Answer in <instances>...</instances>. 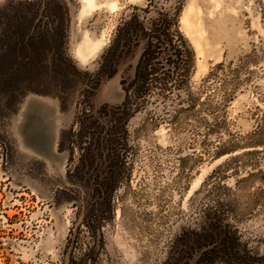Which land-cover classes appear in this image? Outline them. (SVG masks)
I'll list each match as a JSON object with an SVG mask.
<instances>
[{
    "label": "rangeland",
    "instance_id": "obj_1",
    "mask_svg": "<svg viewBox=\"0 0 264 264\" xmlns=\"http://www.w3.org/2000/svg\"><path fill=\"white\" fill-rule=\"evenodd\" d=\"M88 1L0 0V264H264V0ZM165 19L177 83L88 117L110 74L121 106ZM30 98L69 117L58 175L17 137Z\"/></svg>",
    "mask_w": 264,
    "mask_h": 264
},
{
    "label": "trees",
    "instance_id": "obj_2",
    "mask_svg": "<svg viewBox=\"0 0 264 264\" xmlns=\"http://www.w3.org/2000/svg\"><path fill=\"white\" fill-rule=\"evenodd\" d=\"M155 27L156 29L149 30L145 37L146 43L136 68L134 83L136 92L140 95L150 94L154 89L168 91L170 85L177 83L181 63L185 59V55L179 51V47L173 41V36H170L168 32L171 27L169 20L165 19L160 22V27L159 24L158 26L155 24ZM140 36H136L137 41L141 38ZM141 41L144 42V39ZM127 98L128 96L125 101ZM218 239L211 238L200 244L198 249H204L203 256L213 252L219 246ZM74 243L75 240L72 245ZM97 245H100V240H97Z\"/></svg>",
    "mask_w": 264,
    "mask_h": 264
},
{
    "label": "water",
    "instance_id": "obj_3",
    "mask_svg": "<svg viewBox=\"0 0 264 264\" xmlns=\"http://www.w3.org/2000/svg\"><path fill=\"white\" fill-rule=\"evenodd\" d=\"M33 107L36 117L35 129L37 131L26 134L22 130V122L25 116L24 113L26 110L28 112L30 108L33 109ZM50 112L51 114H49ZM48 121L50 123H48ZM69 122V117H63L58 101L40 98L28 99L23 106L19 118L17 137L20 140L21 144H23V147L28 155L27 157L43 163L49 170V172L54 175L60 174L63 166L62 158L57 151V148L61 130L67 127ZM34 133L36 135H34ZM33 135L35 136V144H33V146H30L28 140Z\"/></svg>",
    "mask_w": 264,
    "mask_h": 264
},
{
    "label": "flooded vegetation",
    "instance_id": "obj_4",
    "mask_svg": "<svg viewBox=\"0 0 264 264\" xmlns=\"http://www.w3.org/2000/svg\"><path fill=\"white\" fill-rule=\"evenodd\" d=\"M140 28H142V27L137 23L136 24V32L137 33H138V30ZM144 31H142V33H141L142 35L145 34ZM128 41H132V36L130 37V39ZM135 42H138L137 38H136ZM140 43L141 42H138V44H140ZM125 45H128V44H125ZM123 49L128 50V47L124 46ZM136 68H137V66H136ZM135 73H136V71H135ZM111 78H113V75L110 74L109 77H108V80L105 83H103L101 85V87L99 88V91H101V93H100V96L98 98L99 99L98 102L95 103L96 105L99 103V106H100L99 109L95 110L94 108H90L89 111L87 112V114H88V117H92L96 112H98V113H100L102 115L111 113L112 117H113V119L115 121V124H116V118H118V120H120L119 119L120 115H122L124 113L126 114V112L128 111L127 108H128L129 103H128V101H125L126 96H128V98H127V100H128L129 96H130V93L132 91L135 92L136 94H138V93L136 92V84L134 83L135 77L132 80V82L129 83V85H127V86H126L125 81H122L121 82L122 89L125 92L124 101L121 104V106H117V107L113 106L112 107L111 105H116V104H111L110 102H107V101H108V99L116 98V79H111ZM101 96L103 98L102 101L100 100ZM118 134H120V133L116 132V127L112 128V131L107 133V137H109V139H110L107 143H110V145L112 147L114 146L113 149H116L115 148L116 147V138H119V136H117ZM110 177H112V179L114 180V178H119V174H116V176H115V172H112L110 174ZM99 217H100V219H102L101 216H99ZM99 228H100V226H99ZM96 245H97V243H95V246ZM102 246H103V238L101 237L100 238L99 248L102 247Z\"/></svg>",
    "mask_w": 264,
    "mask_h": 264
},
{
    "label": "bare ground",
    "instance_id": "obj_5",
    "mask_svg": "<svg viewBox=\"0 0 264 264\" xmlns=\"http://www.w3.org/2000/svg\"><path fill=\"white\" fill-rule=\"evenodd\" d=\"M85 3L88 1V0H83ZM89 5H91V3H90V1H88L87 2V4L85 5V7H88ZM34 108V107H33ZM24 112V111H23ZM23 112H22V114H23ZM25 114V113H24ZM24 114H23V116H24ZM24 117H26V114H25V116ZM23 118V117H22ZM24 120V119H23Z\"/></svg>",
    "mask_w": 264,
    "mask_h": 264
}]
</instances>
